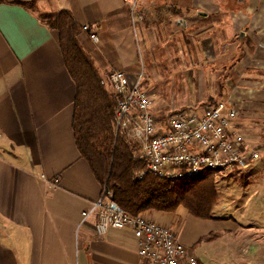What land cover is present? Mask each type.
Wrapping results in <instances>:
<instances>
[{"label": "crops", "instance_id": "1", "mask_svg": "<svg viewBox=\"0 0 264 264\" xmlns=\"http://www.w3.org/2000/svg\"><path fill=\"white\" fill-rule=\"evenodd\" d=\"M29 1L0 0V264H147L131 229L99 238L96 215H83L103 188L76 144V84L49 21L70 11L101 73L146 78L158 114L170 111L158 108V65L200 81L201 98L217 96L205 82L225 81L222 95L233 103L239 94L248 134L264 128V0H138L135 10L125 0ZM145 214L195 255L212 240L213 264H264L263 218L203 219L184 206Z\"/></svg>", "mask_w": 264, "mask_h": 264}, {"label": "built area", "instance_id": "2", "mask_svg": "<svg viewBox=\"0 0 264 264\" xmlns=\"http://www.w3.org/2000/svg\"><path fill=\"white\" fill-rule=\"evenodd\" d=\"M133 10L138 0H125ZM83 29L97 42L91 26ZM110 82L117 96L114 128L127 131L139 144L140 157L150 171L163 179H177L205 170L230 172L250 169L261 159V151L243 135L239 112L227 100L203 108H185L167 114L155 112L156 96L142 85V76L131 80L123 70H113ZM95 214L96 235L111 229L132 230L138 239L139 255L147 264H200L199 258L169 225L145 213L133 215L102 191L99 199L83 211Z\"/></svg>", "mask_w": 264, "mask_h": 264}, {"label": "trees", "instance_id": "3", "mask_svg": "<svg viewBox=\"0 0 264 264\" xmlns=\"http://www.w3.org/2000/svg\"><path fill=\"white\" fill-rule=\"evenodd\" d=\"M37 1V0H32ZM58 31L66 67L76 84L73 128L81 156L103 191L128 213L174 212L180 206L198 218H214L219 192L217 170L163 179L140 157L139 144L127 131L114 128L117 96L110 74H102L80 41L81 28L68 10L49 21Z\"/></svg>", "mask_w": 264, "mask_h": 264}, {"label": "rangeland", "instance_id": "4", "mask_svg": "<svg viewBox=\"0 0 264 264\" xmlns=\"http://www.w3.org/2000/svg\"><path fill=\"white\" fill-rule=\"evenodd\" d=\"M36 3L37 1H29V4L34 7H36ZM164 56L168 60L175 58L172 54H167ZM143 60L146 65V69H148V67L150 66L149 59L147 58V56L143 55ZM175 66L178 67L177 64H175ZM156 67L157 71H159L157 74H161L163 76L162 80L155 85L157 92L161 96L160 100L158 99V108L160 109V111L163 110L161 106L163 107L166 102L167 106L170 108V111H168L170 113L189 107L203 108L220 100L229 101V98L222 95L223 88L225 87L224 84L226 83L225 81L205 82L207 88L211 89L213 87L215 91L220 92H218L219 95L216 92V97L208 96L201 98L199 88L200 81H197L196 79L192 81L190 80L191 77L188 76L187 79H182L180 73L177 74L175 71L171 70V66L169 65H158ZM166 67L168 71H166ZM190 68H195V66H190ZM174 77H176V79ZM144 83L145 86H147L148 82L146 81V78L145 82H142V85H144ZM235 83L237 85L240 82ZM149 92L153 93L152 89L149 90ZM237 92L239 93L240 91L238 90ZM238 96L239 94L236 93V95L234 96L235 103L233 102L231 104L239 111L238 104H240V102H237V104L236 101L241 100V98H238ZM168 112L162 111V114H166ZM239 114L241 115L240 111ZM258 127L250 129L251 131H249L248 134L245 131L242 133L244 137H246L249 141L251 140L252 142H254V146H258L260 148L261 159L259 160V162L255 163L250 169L247 170L219 172V174L216 175V184L219 192V199L214 208V213L219 217L238 219L243 216L245 220L244 222H246L247 220H251V218L264 219V128L260 126ZM137 147L139 146L137 145ZM250 200L251 202L255 203L252 205V207H245L247 202ZM212 242V240L206 241V239H204L201 243V247L196 251L203 264L214 263L211 258V252L214 249L212 246Z\"/></svg>", "mask_w": 264, "mask_h": 264}]
</instances>
